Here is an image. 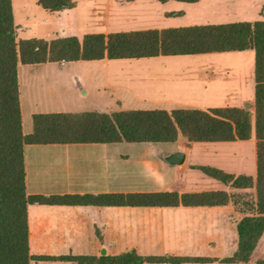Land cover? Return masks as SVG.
Listing matches in <instances>:
<instances>
[{
	"label": "crops",
	"instance_id": "0c3cea01",
	"mask_svg": "<svg viewBox=\"0 0 264 264\" xmlns=\"http://www.w3.org/2000/svg\"><path fill=\"white\" fill-rule=\"evenodd\" d=\"M72 1L71 7L51 10L45 8L38 0L40 8L44 9L43 14L46 16L44 21H53V31H48L40 37L19 38V32L15 26L17 40H50L59 36H77L71 27V22H66V19H71L77 13L76 11L83 8L89 10L93 16L102 17L106 25L109 24L113 15L121 19L126 14V10L133 9L140 11V15L153 14L157 10L159 12L156 15L159 21L164 23L179 21L178 24H185L147 28L161 30L202 25L186 23L190 10L196 11L197 15L205 14L210 18L218 15H228L227 18L235 15L246 16L254 2V0ZM14 11L13 8V14ZM257 15L258 19H234L225 23L264 20V0ZM204 24L221 23L209 21ZM27 29L31 28L27 27ZM108 33L110 32H105V34ZM79 38L82 39L83 36ZM67 65L69 67L65 69ZM255 65L256 52L254 49L197 54H161L135 58L60 60L36 64L19 63L20 102L21 84H28L29 80L36 76L39 95L45 92L48 100L44 98L48 101V105L58 108L63 101H68L71 97L80 104L83 98L86 99L92 95L93 98L89 99L96 105L103 106L102 108L115 105L120 108L117 111L125 110L124 106H129L130 109H165L168 111L178 108L211 111L217 108L237 107L253 111L256 88ZM21 66H24L23 71L20 70ZM39 66H41L40 74L36 70ZM111 67L115 68V73L112 75ZM69 75L71 82L65 85L60 79L65 78L69 81ZM56 112L64 111L57 109ZM35 114L36 112L32 116ZM21 115L23 119L22 108ZM33 130L34 123L32 130L25 132L23 130V132L28 134ZM182 142L185 146L175 149L147 146L141 152L139 161L145 170L141 168L138 169L140 172L133 170L128 173L129 176L126 175L129 169L123 166L128 155L113 152L109 146L120 142L27 144L25 146L27 193L61 195L225 190L238 194L252 190L239 189L224 183L226 185L224 189L211 188L182 192L179 189L183 188V181L175 176L192 169L202 171L199 166H211L235 176L249 175L256 182L257 139L255 130L249 139L232 141H189L187 139ZM191 142L201 143L198 146V162H189ZM222 148L233 149L232 159L229 162L225 163L218 159ZM175 150L185 152V160L180 165H171L162 157L163 154ZM247 150L250 152L254 176L243 171L242 157ZM235 163L236 169L227 171L230 166L235 168ZM206 176H202V180L206 181ZM254 190L256 193V189ZM238 207L240 206L236 207L235 202L223 206L179 205L174 207L30 204L28 207L30 252L33 255L44 256H101L136 251L141 256L209 258L207 261L200 262H144L143 264H264V233L249 262L223 261L237 250L238 222L250 214L245 210H239ZM125 238H133L135 241L123 246L122 241ZM30 264L72 263L59 259H41L33 260Z\"/></svg>",
	"mask_w": 264,
	"mask_h": 264
},
{
	"label": "trees",
	"instance_id": "16d2710c",
	"mask_svg": "<svg viewBox=\"0 0 264 264\" xmlns=\"http://www.w3.org/2000/svg\"><path fill=\"white\" fill-rule=\"evenodd\" d=\"M162 2L168 0H159ZM194 2L197 0H180ZM48 9L71 7L72 0H40ZM254 49V121L248 109L211 111L178 108L130 109L116 112L36 113L34 130L24 134L18 64L46 61L135 58L170 54H197ZM257 139V178L235 176L222 169L199 166L206 174L239 189H256L255 201L241 208L250 214L237 225L239 242L225 262H249L264 233V20L143 29L46 39H20L15 34L12 0H0V264H30L59 259L72 264H143L144 262H200L209 258L141 256L136 251L119 255H33L29 247L30 204L107 206H223L238 202L236 193L157 191L100 194H28L25 146L47 143L174 142ZM243 200V199H242Z\"/></svg>",
	"mask_w": 264,
	"mask_h": 264
},
{
	"label": "rangeland",
	"instance_id": "374dc122",
	"mask_svg": "<svg viewBox=\"0 0 264 264\" xmlns=\"http://www.w3.org/2000/svg\"><path fill=\"white\" fill-rule=\"evenodd\" d=\"M99 1V0H95ZM261 3H263V0H254L252 7H250L249 14L246 16L241 15H235V16H229L228 15H218L214 18H210L208 15L205 14H198L196 11L190 10L188 12V20L186 23H193V24H204L208 23L209 21H212L213 23H225L227 21H233L236 20H253L258 19V13L260 12V6ZM27 4V6H25ZM13 8H14V18H15V26L17 31L19 32V38L22 37H40L44 33H47L48 31H53V21L45 22L44 18L46 17L43 14V8H40V4L38 0H13ZM77 13L74 14V16L71 17V19H66V22H71V27L74 29L75 34L79 37L84 36L87 33H105V32H115V31H128V30H134V29H147V28H161V27H169L165 25H185V24H178L179 21H168L167 23L161 22L158 20V13L159 11L155 10L153 14H146V15H140V11L137 9L133 10H126V14L121 18L117 19L118 16L113 15L111 19L109 20V24H105L104 21H102V17H96L93 16V14L90 13L89 10L86 8L80 9L76 11ZM100 20V21H99ZM27 27H30L31 29L28 30ZM33 30L37 31L34 32ZM127 62V61H125ZM54 66V65H53ZM56 66V65H55ZM71 66V65H70ZM69 65L65 67L67 69ZM24 66L20 67V70L23 71ZM36 70H38V74H40L41 66H39ZM111 75L115 73V68L111 67ZM23 73V72H22ZM24 75V74H23ZM36 76L32 80H29L28 84H21V108L23 112V130L30 131L33 129V113H39V112H55L57 109H61L64 112H84V111H99V112H113L117 111L120 108H117L115 105L113 107L108 106V108H102L103 106L96 105L95 102H92L90 99H92V95H90L89 98H83L82 102L78 104V101L71 97L68 101H63L60 108L53 107L48 105V100L46 97L45 92H42L41 95H39V84L38 79H35ZM113 77V76H111ZM71 76H68L67 81L65 78H62V82L67 85L69 82H71ZM78 87L80 85L78 84ZM46 97V100L45 98ZM143 107V106H139ZM150 107V106H146ZM123 109H130L129 106H124ZM103 110V111H101ZM252 117L254 118V110L251 111ZM254 120V119H253ZM183 140H187L185 136L179 135V138L175 142H167V143H131V142H120L116 144H110V148L113 152H122L128 155V158L125 162H123V166L129 170H127L126 175H128L129 172H133V170H136L135 172H140L138 169H144L142 166V163H139L140 161V155L141 152H143L147 146H158L162 147L163 149H175L177 147L181 148L182 146H185V144L182 142ZM199 142H191V153L189 157V162H198V146ZM233 149L228 148H222L221 152L218 155V159H221V161L229 162L232 159ZM250 152L247 150V152H244V155L242 157L243 160V171L254 176L253 175V168H251V162L250 159ZM236 161V160H235ZM223 164H221L222 166ZM233 169H236V163L235 168L233 166H230V168L227 171H233ZM202 176H206L202 171L199 169H192L187 170L184 173H181L175 176V178L181 179L183 181V188L179 189V191H201L202 189H211V188H217V189H224L226 185L220 181H217L215 179H212L208 176H206V181L202 180ZM237 198L239 199L238 202H235V205L238 207L239 210H241V206L245 207V204L248 202H254L255 201V190H246L242 193H236ZM243 199V200H242ZM135 240L133 238H125L122 243L123 246L129 245L131 242H134Z\"/></svg>",
	"mask_w": 264,
	"mask_h": 264
},
{
	"label": "water",
	"instance_id": "95a60500",
	"mask_svg": "<svg viewBox=\"0 0 264 264\" xmlns=\"http://www.w3.org/2000/svg\"><path fill=\"white\" fill-rule=\"evenodd\" d=\"M162 157L171 165H180L185 160V152L183 150H175L163 154Z\"/></svg>",
	"mask_w": 264,
	"mask_h": 264
}]
</instances>
